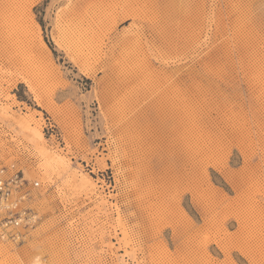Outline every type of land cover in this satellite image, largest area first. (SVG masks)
I'll use <instances>...</instances> for the list:
<instances>
[{"label": "rangeland", "instance_id": "rangeland-1", "mask_svg": "<svg viewBox=\"0 0 264 264\" xmlns=\"http://www.w3.org/2000/svg\"><path fill=\"white\" fill-rule=\"evenodd\" d=\"M11 166L0 264H264V0H0Z\"/></svg>", "mask_w": 264, "mask_h": 264}, {"label": "built area", "instance_id": "built-area-1", "mask_svg": "<svg viewBox=\"0 0 264 264\" xmlns=\"http://www.w3.org/2000/svg\"><path fill=\"white\" fill-rule=\"evenodd\" d=\"M0 168V241H20L31 228L32 215L24 206L30 188L38 182H27L19 170ZM24 230V231H22Z\"/></svg>", "mask_w": 264, "mask_h": 264}, {"label": "bare ground", "instance_id": "bare-ground-1", "mask_svg": "<svg viewBox=\"0 0 264 264\" xmlns=\"http://www.w3.org/2000/svg\"><path fill=\"white\" fill-rule=\"evenodd\" d=\"M38 263H39V261H38ZM40 264V263H39Z\"/></svg>", "mask_w": 264, "mask_h": 264}]
</instances>
